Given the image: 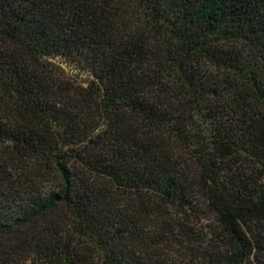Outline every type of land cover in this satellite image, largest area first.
<instances>
[{"label": "trees", "instance_id": "16d2710c", "mask_svg": "<svg viewBox=\"0 0 264 264\" xmlns=\"http://www.w3.org/2000/svg\"><path fill=\"white\" fill-rule=\"evenodd\" d=\"M0 264H264V0H0Z\"/></svg>", "mask_w": 264, "mask_h": 264}]
</instances>
